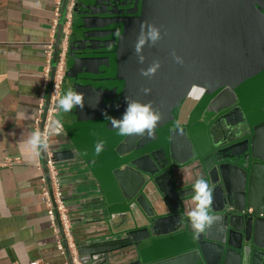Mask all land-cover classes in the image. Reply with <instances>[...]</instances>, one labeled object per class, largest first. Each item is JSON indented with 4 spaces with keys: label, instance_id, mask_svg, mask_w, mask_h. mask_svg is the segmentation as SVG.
Segmentation results:
<instances>
[{
    "label": "water",
    "instance_id": "95a60500",
    "mask_svg": "<svg viewBox=\"0 0 264 264\" xmlns=\"http://www.w3.org/2000/svg\"><path fill=\"white\" fill-rule=\"evenodd\" d=\"M69 1L62 0L47 100ZM138 2V15L123 26L119 38L104 40L106 33L98 36L100 46H91L93 55L86 57L91 61L82 66L101 77L80 91L74 85L85 103L83 110L72 111L76 120L63 122L61 113L53 115L62 121L71 145L54 155L66 160L79 155L115 207L106 206L105 215L95 221L103 233L75 241L74 258L81 264H264V117L251 97L244 101L241 96L255 90L259 98L264 95L262 2ZM106 19L84 18L79 26L101 30L110 25ZM144 21L157 26L162 39L144 47L146 59L140 64L133 46ZM173 50L183 66L174 61ZM154 60L161 63L155 76H142L140 69ZM241 81L238 88L235 83ZM144 88L151 93L145 95ZM126 97L151 101L162 113L152 137L121 136L105 119V112L122 117ZM183 103H192L193 110L179 113ZM200 104L204 111L193 116ZM197 122L208 123L209 135L198 152L189 135ZM101 142L104 150L97 154ZM200 177L214 188L212 213L221 219L197 237L187 213L194 207L193 186ZM179 244L187 249L162 255Z\"/></svg>",
    "mask_w": 264,
    "mask_h": 264
},
{
    "label": "crops",
    "instance_id": "0c3cea01",
    "mask_svg": "<svg viewBox=\"0 0 264 264\" xmlns=\"http://www.w3.org/2000/svg\"><path fill=\"white\" fill-rule=\"evenodd\" d=\"M55 1L0 0V158L19 159L11 167H0V264H30L33 261L73 264L75 241L103 233L100 223L95 221L105 215L106 206L108 210L115 208L104 184L99 183L92 167L79 155L75 160L54 155L55 151L71 145L64 132L52 135L48 142L69 218L67 232L57 207L47 153L33 156L24 147L31 132L43 131L51 105L54 76L48 100L47 94L52 61L47 81L43 67L45 47L52 34ZM40 93L43 106L38 114ZM37 116L39 120L35 122ZM189 135L196 151H200V133L192 129ZM42 186L52 199L53 221L41 201ZM185 249L187 247L181 244L170 246L163 249L162 255ZM67 252L72 255L71 262Z\"/></svg>",
    "mask_w": 264,
    "mask_h": 264
},
{
    "label": "clouds",
    "instance_id": "9594fccd",
    "mask_svg": "<svg viewBox=\"0 0 264 264\" xmlns=\"http://www.w3.org/2000/svg\"><path fill=\"white\" fill-rule=\"evenodd\" d=\"M115 36L119 38L121 33L117 31ZM160 39H162L161 31L157 26L147 21L141 23L140 32L133 46L138 63L143 64L145 62L144 47L146 45L155 46ZM171 55L177 64L183 66L184 60L181 56H178L174 50ZM160 67V61L154 60L146 69L141 68L140 74L152 78ZM142 91L145 95L151 93L150 88H144ZM126 103L127 107L121 118H114L105 112V119L110 122L113 129L118 130L121 136L152 137L155 134L157 125L163 119L162 113L153 107L151 101L143 103L131 97H126ZM84 106V93L73 88H68L64 93L59 94L55 104L58 113H69L77 107L83 110ZM62 133V121L54 118L46 131L36 130L31 132L25 141L24 147L33 156L39 155L41 152L48 151V137ZM103 150V143H97L95 146L96 153L99 154ZM193 193L194 207L188 211L187 216L194 235L198 237L217 223L221 217L212 213L214 188L209 185L206 179L200 177L195 181ZM181 222L178 221V223Z\"/></svg>",
    "mask_w": 264,
    "mask_h": 264
},
{
    "label": "flooded vegetation",
    "instance_id": "af4514ba",
    "mask_svg": "<svg viewBox=\"0 0 264 264\" xmlns=\"http://www.w3.org/2000/svg\"><path fill=\"white\" fill-rule=\"evenodd\" d=\"M96 1L102 2L97 3ZM138 1L141 0H71L72 5L70 10V22L68 26L64 71L58 95L64 93L68 88H73L75 90L74 85H76L78 87V91H80L81 85H86L90 82L95 84V82H92V80L90 79L101 77V75H98L97 73H92L84 70L85 68L84 66H82V64H86L89 62L90 59H86V57L91 58V56L93 55L92 47H94L95 45H101L100 37L98 36L108 33V36H101V38H103L104 40L107 37L114 38L117 31L121 33L123 30V26L125 24H130L131 21L136 18V16L138 15L137 10L141 5ZM258 1L262 2L261 11L264 12V0ZM96 9H99L102 13H91L95 12ZM93 16L107 18L105 22H108L110 24L108 25L109 27L97 30L94 28H85L79 26L84 18ZM85 22H87L86 19ZM262 25H264V20H262ZM76 47H79V49H76ZM115 47H111L110 49L113 50L115 49ZM107 49L103 51H107ZM108 55L110 56V63L113 64L112 59L115 55H113L112 53ZM67 71L68 75L66 76ZM234 77H232V80L235 79ZM109 84L111 86L114 84V82H110ZM235 84H237L238 88H240L241 85L244 84V82L241 81V83H239L240 85L238 83ZM241 96L242 99L246 101L251 97V93L243 94ZM205 97L207 98V96ZM192 105V103L190 104V106L183 103L179 113L186 112V109L188 108L193 110ZM200 108L201 107L199 106L197 108L195 106L196 110H200ZM72 111L69 113L59 112L61 113L60 119L63 122L66 121L68 123H73L76 120L77 116L76 114H73ZM59 113L56 112V115ZM259 113L260 116L264 117V105L259 107Z\"/></svg>",
    "mask_w": 264,
    "mask_h": 264
},
{
    "label": "built area",
    "instance_id": "2783aa9c",
    "mask_svg": "<svg viewBox=\"0 0 264 264\" xmlns=\"http://www.w3.org/2000/svg\"><path fill=\"white\" fill-rule=\"evenodd\" d=\"M61 0L55 1V6H54V18H53V23H52V34L46 44L45 47V64L43 67V72H44V79L47 81L49 72H50V64L52 61V54H53V45H54V32L58 24V19L60 16V7H61ZM71 0L68 2L67 7H66V12L64 15V20H63V26H62V32H61V37H60V42H59V47H58V52H57V59H56V65H55V73H54V84L52 88V96H51V105L48 110V115L45 119V124H44V129L43 131H46L53 120V115L56 114L57 110L55 108L56 101L58 99V91L61 85L62 77H63V71H64V59H65V52H66V46H67V35H68V26L70 22V10H71ZM42 106H43V94L40 93L39 95V103H38V114L42 112ZM39 120L38 116L35 118V122ZM42 131V132H43ZM49 139V137H48ZM49 143V142H48ZM47 153V164L50 170V174L53 180V185H54V194H55V199L57 203V207L60 210L61 213V220L63 223L64 229L69 231L68 226H69V218L67 215L66 208L64 207V203L62 201V193L59 188V181L57 179V170L55 167V162L53 159V154L50 149L46 152ZM19 161L17 157H4L0 158V167H11L13 164H16ZM42 182H44V179H41ZM40 197L42 203L45 205L46 210H47V215L51 221L54 220V207L52 204V199L50 198V195L47 191V189L42 186L41 192H40ZM58 248L61 249V245L57 244ZM30 264H40L37 261H33ZM73 264H81L77 258H74Z\"/></svg>",
    "mask_w": 264,
    "mask_h": 264
},
{
    "label": "rangeland",
    "instance_id": "374dc122",
    "mask_svg": "<svg viewBox=\"0 0 264 264\" xmlns=\"http://www.w3.org/2000/svg\"><path fill=\"white\" fill-rule=\"evenodd\" d=\"M251 98L253 99V101H254L256 104L259 105V107L262 106V105H264V95H262V97L259 98V97L257 96V91H256V90H255L254 92H251ZM204 104H205V103H204ZM204 104H203V105L200 104V105H202V106H200V107L202 108V110H201V108H200V111H202V112L204 111V108H205ZM198 109H199V108H198ZM249 109H250V103H247V111H249ZM198 112H199V110H197L195 113H193V116H194L195 114H197ZM200 115H202V113H201ZM193 116H192V117H193ZM192 119H194V117H193ZM191 121H192V120H191ZM191 127H193V131H195V129H197V130L199 129L201 142L208 144V143H207V139H208V137H209V135L207 134V133H208V123H205V122H202V123L197 122V123L192 124ZM203 130L205 131L204 134H203ZM205 141H206V142H205Z\"/></svg>",
    "mask_w": 264,
    "mask_h": 264
}]
</instances>
